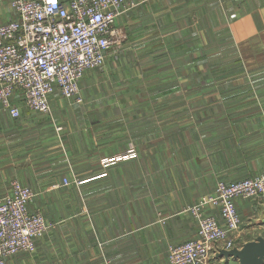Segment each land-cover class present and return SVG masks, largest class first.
<instances>
[{"label":"crops","instance_id":"obj_1","mask_svg":"<svg viewBox=\"0 0 264 264\" xmlns=\"http://www.w3.org/2000/svg\"><path fill=\"white\" fill-rule=\"evenodd\" d=\"M0 5V23L16 16ZM118 23L127 40L85 72L82 103L57 90L52 115L0 106V193L29 185L53 225L8 264H171L169 247L197 234L189 206L264 172L262 103L234 92L262 86L264 0H142ZM199 74L232 75L210 84L228 92L200 102ZM237 208L242 234L264 235V203Z\"/></svg>","mask_w":264,"mask_h":264},{"label":"built area","instance_id":"obj_2","mask_svg":"<svg viewBox=\"0 0 264 264\" xmlns=\"http://www.w3.org/2000/svg\"><path fill=\"white\" fill-rule=\"evenodd\" d=\"M141 1L10 0L16 16L0 23L2 109L13 117H19L23 108L52 115L50 97L57 90L82 103V77L91 69L104 70L109 54L122 49L128 36L118 20ZM35 196L32 187L18 180L0 193V264H8L21 251H35L36 239L51 230L45 214L30 209ZM238 198L264 203V172L219 180L212 192L189 206L197 234L169 247L170 263L213 264L222 248L241 247Z\"/></svg>","mask_w":264,"mask_h":264},{"label":"rangeland","instance_id":"obj_3","mask_svg":"<svg viewBox=\"0 0 264 264\" xmlns=\"http://www.w3.org/2000/svg\"><path fill=\"white\" fill-rule=\"evenodd\" d=\"M7 1V0H6ZM1 6V5H0ZM8 6L9 5H4V11H5V14L6 13H8V12H10L9 10V8H8ZM11 6V5H10ZM2 7H3V5H2ZM12 7V6H11ZM11 18H13V16L11 17ZM10 18V19H11ZM9 20V19H8ZM217 61H222L221 59H216ZM204 76V75H203ZM230 76H232V75H221V74H215V75H208V78L206 77L205 78V80L208 82V86H203V87H200L199 88V98H198V100L201 102L202 100H204L205 98H207V97H210V93H212V96H213V98H216V97H218V98H221V96H223L225 93H227L228 92V90H225V89H223V90H219V92L218 91H216L215 89H217L216 87L214 88V86H211L210 84H212V85H214V81L215 80H219V79H224L225 77H230ZM199 79H203V77H199ZM262 82V86L260 87V89H257V85H256V89H255V91H254V89H251V88H253L252 86H251V88H249V90L247 89V91H243L244 89H242V90H238V89H235V91L234 92H241V93H239V94H236L235 96L237 97V96H241V97H244V98H249V97H252V96H254L255 94H256V96H257V104H260V101H261V103H262V111L261 112H263L264 113V79L261 81ZM206 87H207V89H206ZM236 87V86H235ZM231 92V91H230ZM208 93V95H206ZM235 99V98H234ZM249 102H250V104L249 105H247V107L246 108H249V107H251V109H254L255 108V105H253V99H251V100H249ZM233 108L237 111L238 110V106H233ZM256 108L257 109H260V107L259 106H257L256 105ZM256 109V110H257ZM64 183L65 184H68L69 183V181H65V179H64ZM35 191V190H34ZM46 217V216H45ZM47 218V217H46ZM48 219V218H47ZM49 220V219H48ZM256 235H250V234H241V238H242V240L244 241V242H246L247 241V239L249 240L250 238H256L255 237ZM12 257V256H11ZM10 257V258H11ZM9 258V259H10ZM8 259V260H9Z\"/></svg>","mask_w":264,"mask_h":264},{"label":"water","instance_id":"obj_4","mask_svg":"<svg viewBox=\"0 0 264 264\" xmlns=\"http://www.w3.org/2000/svg\"><path fill=\"white\" fill-rule=\"evenodd\" d=\"M217 256L226 259L233 257L238 259L240 264H264V235L244 242L241 247L222 248Z\"/></svg>","mask_w":264,"mask_h":264},{"label":"trees","instance_id":"obj_5","mask_svg":"<svg viewBox=\"0 0 264 264\" xmlns=\"http://www.w3.org/2000/svg\"><path fill=\"white\" fill-rule=\"evenodd\" d=\"M204 75V76H203ZM199 77H203V79H199ZM208 78V75H205V74H199L198 75V82H199V84L200 83H203L204 81H205V78Z\"/></svg>","mask_w":264,"mask_h":264}]
</instances>
